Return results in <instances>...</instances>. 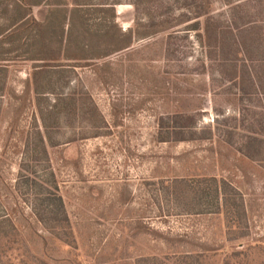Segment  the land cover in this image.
Listing matches in <instances>:
<instances>
[{"label":"rangeland","instance_id":"obj_1","mask_svg":"<svg viewBox=\"0 0 264 264\" xmlns=\"http://www.w3.org/2000/svg\"><path fill=\"white\" fill-rule=\"evenodd\" d=\"M13 1L0 0V25ZM55 1L33 7V18L43 23ZM57 1L67 13H86L89 25L114 19L123 31L156 33L86 67L61 61L53 76L41 68L44 101L33 95L43 63L30 60L33 54L20 58L17 43L7 44L8 62L0 63V207L13 204L9 193L24 159L31 179L54 173L69 227L58 232L62 242L53 239L29 202L14 197L18 235L0 237V264H142L185 252L201 254L198 264H264V162L247 159L244 149L250 137L264 135V79L257 87L251 80L264 70V0ZM76 16L69 13L67 25H77ZM60 20L51 9L46 25ZM226 27L238 42L227 35L222 57L214 33ZM234 47L247 53L241 58ZM231 58L244 66L241 75L251 74L248 81L219 62ZM38 109L45 110L47 155L30 135L35 121L40 125ZM173 113L189 116L183 124L194 128L193 141L160 142L158 124ZM212 177L239 190L246 205L239 226L224 213L193 214L188 190ZM174 193L181 194L177 201Z\"/></svg>","mask_w":264,"mask_h":264},{"label":"trees","instance_id":"obj_2","mask_svg":"<svg viewBox=\"0 0 264 264\" xmlns=\"http://www.w3.org/2000/svg\"><path fill=\"white\" fill-rule=\"evenodd\" d=\"M44 0H33L30 2H21L13 1L7 5L11 11H8L9 17L6 19V23L0 25V63L8 62V59L5 58L6 52L5 47L9 46L10 41L17 43V49L14 50L20 58L26 54H33L32 61H39L43 63L42 66L34 74V89L33 95L35 96L36 101H44L47 96L46 87L42 86V80L39 76L41 73V68H48L46 70V75L53 76V69H58L59 67L56 64H59L61 61L71 62V64H83L86 67L87 63L93 64L98 61L104 60L116 53L124 51L131 47L133 40L143 39L149 36H152L156 33L154 30H147L144 33L139 32V30H126L123 31L117 23L109 21V23L103 18H97V22L94 21L93 25H89L86 13L81 16L82 11L80 9L73 8L71 12H76L75 23L77 25H67L69 13L63 11L60 5V2L57 0L54 2L52 8H48L47 17L43 23H39L32 16V8L39 7L43 5ZM56 10V19H61L59 25H46L49 21L50 10ZM113 11V10H112ZM58 12V13H57ZM60 13H63V16H59ZM6 14V13H5ZM85 18V19H84ZM78 21V22H77ZM226 30L222 32V29H215V42L218 49H220L219 54H222V57L225 55L223 52V43L229 35L233 43L237 44L236 35H234L232 28H225ZM229 29L231 31H229ZM237 32V31H236ZM204 33L208 35V26H204ZM36 48V49H35ZM234 53L241 54V58L244 57L245 49H238L234 47ZM37 58V59H36ZM242 61V59H241ZM222 64L226 67H229L238 79L244 83L248 81L251 74L246 72L239 71L243 69L244 66L239 64L236 59L231 58L230 60H221ZM218 62V63H219ZM54 64V66H47L46 64ZM239 64V65H238ZM220 65L219 66H223ZM100 65L95 66V74L100 72V69L97 68ZM2 67H0V72ZM40 70V71H39ZM261 73L256 76L257 83H255V77L253 80V86L257 87V84H261L264 79V70L261 68ZM44 72V73H45ZM55 73V72H54ZM61 73V72H59ZM56 81H59L57 79ZM255 81V82H254ZM52 79L47 80L44 85L50 86ZM103 82V81H102ZM28 83L31 86V82L28 79L25 82L27 91ZM38 88V89H37ZM262 86H260V90ZM259 92V89H258ZM65 100V99H64ZM38 116H40V125L33 124L32 126V137H35L41 145V149L46 153L47 141L49 139L47 136L48 126L45 123V114L41 109H38ZM49 112H52L49 110ZM189 115V114H188ZM189 118V116H184L181 113H173V115L167 116L169 123L160 122L158 124V136H160V142H190L194 140L195 131L194 128L183 124L184 119ZM179 119V121L177 120ZM190 119V118H189ZM162 121V120H161ZM228 134V133H227ZM254 135L250 137L246 142L245 157L255 163L264 162V135L260 136ZM29 137H27L28 139ZM26 139L25 147L28 149V140ZM50 146V145H48ZM25 160L22 159L20 162L19 170L17 177L13 185V192L9 193L12 197L13 204L8 208L3 206L0 207V237L2 238H13V234L18 233V228L16 222L17 219L13 215V206L14 197L15 201L19 200L21 203L29 202V211L32 217L35 219V222L42 226L43 230L49 232L56 240L62 242L60 234L58 232L67 226L69 227V222L67 215L65 213L64 204L61 196L58 194V188L54 182V173L49 171L46 179H41L36 177L30 178V174L27 175L25 171L27 166L24 164ZM25 172V173H24ZM188 193L192 197L193 206L197 208V211H194L196 215H216L224 213L229 221L234 224L236 222V227L239 226L242 219H244L243 212H246L244 202L242 197L239 194V190L233 186V184L228 181L226 178L217 180L215 177L208 178L204 180L203 184H196L193 189L188 190ZM240 199H237L235 197ZM181 197L180 193H174V201H177ZM236 200H239L240 203H237ZM22 203V204H23ZM243 215V216H242ZM146 225V223H143ZM28 227V225H27ZM22 229L25 227L22 225ZM142 227L140 234L146 235L145 229ZM3 230V231H2ZM26 231L28 230L25 229ZM18 235V234H16ZM53 238V239H54ZM22 241V239H21ZM204 251V250H203ZM179 254H172V257L160 256L158 257H147L140 259L139 261L142 264H198V258L201 254L193 255L191 252H185L183 257H178Z\"/></svg>","mask_w":264,"mask_h":264},{"label":"crops","instance_id":"obj_3","mask_svg":"<svg viewBox=\"0 0 264 264\" xmlns=\"http://www.w3.org/2000/svg\"><path fill=\"white\" fill-rule=\"evenodd\" d=\"M48 11V10H47ZM46 17H47V12H46V15H45V19H46ZM36 20V19H35ZM37 21V20H36ZM45 21V20H44ZM39 22V21H38ZM40 23H42V22H40Z\"/></svg>","mask_w":264,"mask_h":264}]
</instances>
